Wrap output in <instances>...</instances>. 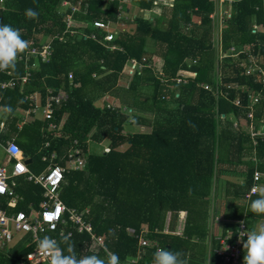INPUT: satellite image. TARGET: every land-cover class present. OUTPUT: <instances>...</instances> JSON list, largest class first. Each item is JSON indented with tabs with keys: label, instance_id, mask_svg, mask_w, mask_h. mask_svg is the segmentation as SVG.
<instances>
[{
	"label": "trees",
	"instance_id": "trees-1",
	"mask_svg": "<svg viewBox=\"0 0 264 264\" xmlns=\"http://www.w3.org/2000/svg\"><path fill=\"white\" fill-rule=\"evenodd\" d=\"M1 1L5 8L0 9V23L19 29L25 40L48 35L65 40H55L49 62L33 69L25 84L24 61L17 62L14 71L0 72V81L16 79L13 88L0 90V112L8 116L1 134L3 139L17 137L32 160L28 167L33 173L51 164L66 169L61 202L104 239L103 246L98 245L86 231L66 225L64 235L71 233L77 254L104 258L107 248L119 255L121 264H152L153 253L167 248L182 252L187 264H232L217 254L219 242L208 240L209 220L218 219L212 217L211 199L217 183L227 178L222 220L228 223L223 234L237 236L235 223L245 214L241 200L253 187L255 172L264 171V136L255 137L260 144L254 146L246 129L264 127V1L233 0L232 16L220 30L217 19L210 18L216 9L211 0H132V6L149 17L138 16L111 44L103 43L104 34L94 22H118L120 9H127L120 0H67L75 6L81 2V12L87 13L77 14L76 20L84 24L70 30L59 13L64 0ZM28 8L39 13L38 19L25 16ZM65 9L72 14L70 7ZM221 32V52L231 53L234 47L238 57L220 60L216 38ZM151 41L155 46L148 48ZM253 57L259 69L247 74ZM132 60L141 69L136 67L128 81L122 80ZM150 62L157 66L149 68ZM181 70L197 77L178 84ZM46 89L65 92L68 100L55 106L52 120L33 115L23 122L16 111L28 109L26 95L40 94L46 100ZM107 97L117 104L110 107ZM143 127L150 130L144 132ZM90 142L106 146L100 153L90 152ZM75 148L85 162L78 170L69 161ZM239 176L244 179H229ZM17 183L16 192L38 208L44 189L25 177ZM257 198L248 207L249 232L264 219L251 211ZM128 228L137 235L144 231L149 244L140 248ZM109 229L116 230L115 238ZM54 238L59 241L61 235ZM30 250L32 246L21 247L12 256L0 252V264H21Z\"/></svg>",
	"mask_w": 264,
	"mask_h": 264
},
{
	"label": "built area",
	"instance_id": "built-area-1",
	"mask_svg": "<svg viewBox=\"0 0 264 264\" xmlns=\"http://www.w3.org/2000/svg\"><path fill=\"white\" fill-rule=\"evenodd\" d=\"M216 2L217 8L215 12L210 15V18L213 20H220L221 23H219V29L222 30V21L226 20L225 15L228 16L227 18H231L233 0H217ZM228 3L231 5L230 12L224 7L225 4ZM64 7H70L72 9V14L60 13L62 16H64L67 29L70 30L76 27L77 22L75 16L79 14V5L75 6L73 4H69L68 2H64ZM119 19L121 20V18ZM121 26L124 27V24H121ZM94 27L104 34V44H111L115 41V39H117V37H119L120 33H122L117 28L113 29L111 26V22H105L103 20L95 21ZM56 38L57 37H55V39ZM92 38L96 39V35H92ZM56 40H59L61 42L65 41L64 37L57 38ZM28 42L30 45L29 50L25 54L20 55L17 61H24L25 64H27V74L22 79L23 84L28 81V78L31 77L32 70H35L37 67L35 63H31L30 66L28 65V63H30L32 59H40L42 60V62H47L52 55V45L47 44L43 46H37L38 44L36 43L34 38H30ZM216 42L218 43H216L218 46L217 50L219 54H221L220 60L238 57L237 55H235L236 49L234 47L231 49L230 54L221 52L222 32L217 36ZM115 49V47H112V50ZM250 61L252 63L246 67L247 74H250L256 69H259L258 64H256V57L251 58ZM130 65L132 68L130 69L131 72L127 70L129 68H127L125 72L127 77H131L133 75L136 67L141 69V65H139L138 67L134 60L131 61ZM179 72L176 76V82L178 84L182 82H189V80L195 78H186L185 76V73L195 74L194 72L183 70ZM15 80L16 79L14 78L9 81L0 82V89L13 88L15 86ZM205 89L211 90L209 86H206ZM32 99L33 101L31 103H36L35 101L37 100V98L35 96H32ZM67 100L68 94H66L65 92L49 89L47 91L45 104L42 107H39V105L36 103L34 108L28 111V116L26 118H28L29 116H33L39 113L40 110H42L43 119L52 120L54 112L53 110L55 106H58ZM106 101L110 103V107L111 105L117 104V99H112L110 97H107ZM1 125L3 127L2 123ZM51 128H55V125H51ZM263 130L264 129L261 128V130L255 131V129L251 128V133L254 138L257 136H264ZM75 144H77V142H75ZM5 154L7 156V162L11 164V168L10 170H8L6 165L0 166V198H5V203L8 208H16L18 206L17 204L23 199V197L16 193V188H18L17 178L25 177L27 181L40 185L45 192L43 195V201L39 203L38 208H36V210H33V212L31 211L29 213H26L23 211H18L16 213H8L7 210H3L2 208H0V252L6 251L5 249L11 250L13 248H16L17 245L22 243V247L28 248L32 246V250L27 253L25 261H22L21 264H24L25 262L27 264L47 263V258H40L37 256H33L32 260L29 261V254H35L36 252V241L39 240L40 235H44L47 232L58 231L60 235L61 233L65 234L66 229L63 228V226L69 224L75 226L79 232L86 231L95 239V242L98 245L103 246L104 239L101 237L97 238L92 233L90 224L86 223L85 220L82 219V215H79L74 209L67 208L65 204L60 200L59 193L61 191L62 183L65 179V168L57 166L55 164H51L44 173L39 175L33 174L28 165H26L25 163L27 160L26 154L23 152L18 143L14 141L8 142L5 148ZM56 157L57 155H52V159H56ZM69 159L72 167L76 170L84 167L85 165L83 158L80 156V150L78 148H75L74 151L69 154ZM263 182L264 173L259 171L255 172L254 185L247 195L248 199H250V197L260 191V186L263 184ZM254 187L256 188V192H253ZM127 231L129 235L134 236L139 240L140 248L146 247L149 244L143 236L144 231L140 235H137V232L134 228H128ZM237 234L239 239L247 237L248 232L246 230L244 222L239 225ZM243 248V243L238 240L236 242V245L225 247L222 250L221 255L224 256L226 262H231L232 264H242L241 260L244 251ZM132 262L135 263V261Z\"/></svg>",
	"mask_w": 264,
	"mask_h": 264
},
{
	"label": "clouds",
	"instance_id": "clouds-1",
	"mask_svg": "<svg viewBox=\"0 0 264 264\" xmlns=\"http://www.w3.org/2000/svg\"><path fill=\"white\" fill-rule=\"evenodd\" d=\"M25 16L29 19H38L39 13L28 8L25 10ZM29 47V42L22 37L19 29L0 23V72L14 71L17 68L19 56L26 53ZM129 66L130 64L127 67ZM7 111L11 112L12 109L8 108ZM189 126L195 129L191 121H189ZM253 192H256L255 187ZM250 208L254 214L264 216V188L259 191L258 198L251 202ZM109 234L115 238L116 230L109 229ZM62 244L64 248L61 247ZM243 247L245 250L244 264H264V224L248 232ZM183 255L182 252L158 248L153 253L152 264H187ZM33 256L47 258L48 264H121L119 255L107 248H105L104 258L96 254H77L71 233L67 235L61 233L59 241L45 235L36 241V252L29 254V261Z\"/></svg>",
	"mask_w": 264,
	"mask_h": 264
},
{
	"label": "crops",
	"instance_id": "crops-1",
	"mask_svg": "<svg viewBox=\"0 0 264 264\" xmlns=\"http://www.w3.org/2000/svg\"><path fill=\"white\" fill-rule=\"evenodd\" d=\"M111 2H113V1H115V0H110ZM121 2H122V6H126L127 7V9H125V10H122L121 11V9H120V12H119V15H118V18H121V20L119 19V21L118 22H113V21H105V22H111V26H112V28L113 29H119L122 33H127L128 32V28H129V26H130V24H132L133 25V22H134V20L138 17V16H141V15H146L147 17H149V15H148V13H147V11H144V10H142V9H139V8H137V7H133L132 5V0H120ZM164 1H168V2H173V0H164ZM213 3H215V8H217V0H211ZM264 1V0H263ZM64 2H67V0H64V1H62L61 2V4H60V7H59V13H67V11H66V9H65V7H64ZM81 3V2H80ZM80 3L78 2V3H76V4H78L79 5V10L81 9V7H80ZM88 6V5H87ZM87 6H85V7H87ZM5 8V4H4V1H1L0 2V9L1 10H3ZM122 8V7H121ZM232 9H233V4H232ZM216 10V9H215ZM128 12V14H127V16L124 14V12ZM87 13L86 12H81V10L79 11V14L78 15H86ZM232 16V15H231ZM229 18H226V20H224V21H222V24H223V28L222 29H224L225 27H226V25H227V20H228ZM78 20L79 21H77L76 20V24H80V25H83L84 24V21L83 20H81L80 18H78ZM63 22L65 23V20L63 19ZM120 23V24H119ZM217 23L219 24V23H221L220 22V20H218L217 19ZM121 24H124V27H122L121 26ZM129 24V25H128ZM67 27V26H66ZM35 39V41H36V43L38 44L37 46H43V45H47V44H50V45H52L53 46V44H54V42H55V40L56 39H53L51 36H43V37H40V39L38 40V36H33L32 37V39ZM222 40H223V38H222ZM148 48H150V47H154L155 45L153 44V42L151 41V42H148ZM47 62H49V60L47 61ZM47 62H45V63H47ZM31 63H35L36 65H37V67L38 66H40V64L41 63H44V62H42V60H40V59H32V61H31ZM37 67H36V69L35 70H37ZM131 67V65L129 66V67H125V69H124V71L122 72V74H121V77H122V75H124V73L126 72V69L127 68H129V69H132V68H130ZM134 67V66H133ZM182 71V70H181ZM26 74H27V71H26ZM126 75V74H125ZM123 76L121 79L122 80H126V81H128L129 79H130V77H126V76ZM0 82H2V81H0ZM0 90H4V89H0ZM49 89H46V93H47V91H48ZM32 96L34 97H36L37 98V100L35 101L38 105H39V107H42L44 104H45V99H41V95L40 94H38L37 96L36 95H32V94H30V95H26V100L29 102V107H28V109H22V108H19L17 111H16V114L17 115H21L22 114V112L21 111H23L24 113V119L22 118L21 120L23 121V122H28V121H30V119H31V117L32 116H29L28 118H26L27 116H28V111L30 110V109H32V108H34V103H31L32 101H33V99H32ZM1 101H2V97H1V95H0V110H1ZM35 103V104H36ZM2 111V110H1ZM7 117L8 116H6V115H4V114H2L1 112H0V125H1V123L3 124V127H2V125L0 126V152L2 153V155H3V158L4 159H1V161H2V163H0V166H2V165H6L7 166V168H8V170H10V168H11V164L10 163H8L7 162V156H6V154H5V148H6V146H7V144H8V142H11V141H14V142H16V139H17V137L16 136H13V137H11V135H7V137L6 138H4L3 139V136H2V134H1V132L3 131V130H5V128L7 129V123H6V120H7ZM26 118V119H25ZM18 128H21V124H20V126L18 125ZM248 128V130L250 131L251 130V128H253V129H256L254 126H251V127H246V129ZM3 129V130H2ZM263 129H264V127H263ZM259 137H261V136H259ZM254 143H253V145L254 146H257V144H260V141L258 140V142L256 141V138H254ZM28 159H30L29 157H28ZM45 171H46V169H45ZM45 171H43V172H41V173H39V174H42V173H44ZM259 172H263L264 173V171H260V170H258ZM32 172V171H31ZM257 172V171H256ZM33 173V172H32ZM33 174H35V173H33ZM38 173L37 174H35V175H39ZM262 188H264V182H263V184L260 186V190L262 189ZM43 189V188H42ZM251 190V189H250ZM250 190H249V192H250ZM45 192V191H44ZM249 192L245 195V197H244V199H242L241 200V203H244V207H245V214H244V216H243V219L242 220H240V221H238V222H236L235 224H241L242 222H244V224H245V226H246V230H247V232H249L248 231V228H247V224H246V217H247V212H248V207H249V203H250V201L252 200V198L253 197H255V196H258V193L257 194H255V195H253L252 197H250V199H248L247 198V195L249 194ZM17 193V192H16ZM18 194V193H17ZM19 195V194H18ZM44 195V194H43ZM6 201L4 200L3 202L0 200V208H2L3 210H7L6 209V207H8L7 205H6V203H5ZM18 203V202H17ZM18 205V206H17ZM16 206V208H14L15 210H14V213H16V212H18V211H23V212H26V213H29V212H33V210H36V206H35V204L33 203V202H31V201H28V200H26L25 198H23L22 199V201H20L18 204H17ZM39 205V204H38ZM8 213H9V211H7ZM222 221V223H224L223 224V229H222V233L221 234H219L218 233V230H216V233L214 232V231H212V230H210L209 232V235H208V240L210 241V243H212L211 241L212 240H215V241H218L219 242V245H220V247L218 248V250L216 251L217 252V254L218 255H221V252H222V250L225 248V247H227V246H234V245H236V242L238 241V240H240V242H246V240H247V237H245V238H241V239H239V237H238V234H237V236H234V233L233 232H229V231H227V236L226 235H224L223 233H224V226L228 223V221H225V220H221ZM259 224H264V219H261L260 221H258V224H255L254 225V229H256L257 228V226L259 225ZM210 225V224H209ZM212 225H213V222H212ZM211 226V225H210ZM63 228H65V226H63ZM212 228V227H211ZM57 234H60L58 231H52V232H47V233H45L44 235H40L39 236V239H41V238H43L45 235H47V236H50V237H52V238H54V235H57ZM30 237H31V235H30ZM55 239V238H54ZM230 240H234L235 241V243H230ZM22 243H20L19 245H17V247L16 248H13V249H11V250H8V249H5L6 251H4L3 253H6L7 255L8 254H10L11 256L13 255V254H17L16 252H19L20 251V249H21V247H22ZM243 250H244V248H243ZM7 252H9V253H7ZM243 256L245 255V250L243 251V254H242ZM241 263L242 264H244V262L243 261H241Z\"/></svg>",
	"mask_w": 264,
	"mask_h": 264
},
{
	"label": "rangeland",
	"instance_id": "rangeland-1",
	"mask_svg": "<svg viewBox=\"0 0 264 264\" xmlns=\"http://www.w3.org/2000/svg\"><path fill=\"white\" fill-rule=\"evenodd\" d=\"M224 7L227 10H229V12H230L231 5L229 3L228 4H225ZM152 17L153 16L151 15L150 18L152 19ZM225 17L227 18L228 16L225 15ZM227 54H230V53H227ZM156 62H157V65H160V62H158V60ZM153 64H155V63L154 62H150L149 63V66H150L149 68H154L153 67ZM129 71L131 72V70H129ZM124 75H125V73H124ZM124 75H122V77ZM185 76H186V78H194V77L196 78L197 77V74L196 73L195 74H187V73H185ZM185 83L187 84L188 82H185ZM209 88H211V86H209ZM105 101H106V98H105ZM100 103H102V101ZM118 103L120 104V102H118ZM21 112H22V114L20 116L22 118H24V114H23L24 112L23 111H21ZM34 119H38V120H41L42 121V119H43V111L40 110L39 113H37L36 115H34ZM227 119L228 120H231V121H234L235 120V119H233V120L230 119L229 118V115L227 116ZM130 129H131V126L127 127V130L128 131ZM149 130H150V128H146V127H143L142 128V131H144V132H148ZM103 145H105V144H103ZM103 145H98V144H96L94 142H90V147H89L90 148V152L100 153L103 150V147H104ZM1 159H4V158H3L2 153L0 152V163H2ZM226 177H228V176H226ZM229 179H231L233 181H240V180H243L244 178L242 176H239V177H236V178L235 177H231ZM226 182H227V178H225V177L224 178H221V180L217 183V186H216V187H218L217 188L218 189L217 194L214 197L212 196V199H211L212 200V203H213V206H214V212H215L212 217L213 218L214 217H217L218 219L215 218L213 220L212 219L209 220V224L211 225L209 227V229L212 230V231H214L215 233H216V230H218V233L219 234L222 233L223 224H224V223H222L221 220H222V214H223V212H222L223 211V206H224V208L226 207L225 205H223V203L226 202V190H227V184H226ZM227 203H228V201H227ZM227 203H226V205H227ZM212 222H213V225H212ZM255 224H258V221H256ZM259 225H261V224H259ZM258 226H257V228H258Z\"/></svg>",
	"mask_w": 264,
	"mask_h": 264
},
{
	"label": "water",
	"instance_id": "water-1",
	"mask_svg": "<svg viewBox=\"0 0 264 264\" xmlns=\"http://www.w3.org/2000/svg\"><path fill=\"white\" fill-rule=\"evenodd\" d=\"M26 158H27V155H26ZM25 163H26V165H31L32 164V160L27 158Z\"/></svg>",
	"mask_w": 264,
	"mask_h": 264
}]
</instances>
